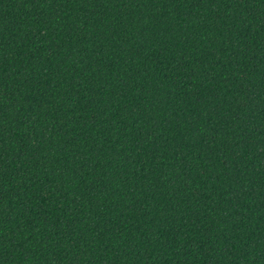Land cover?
Here are the masks:
<instances>
[{
  "label": "trees",
  "instance_id": "trees-1",
  "mask_svg": "<svg viewBox=\"0 0 264 264\" xmlns=\"http://www.w3.org/2000/svg\"><path fill=\"white\" fill-rule=\"evenodd\" d=\"M0 264H264V0H0Z\"/></svg>",
  "mask_w": 264,
  "mask_h": 264
}]
</instances>
